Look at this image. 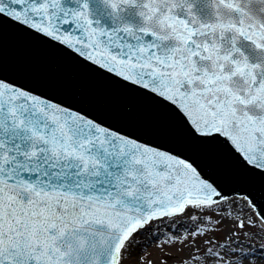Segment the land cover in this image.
<instances>
[{"label":"snow or ice","instance_id":"snow-or-ice-1","mask_svg":"<svg viewBox=\"0 0 264 264\" xmlns=\"http://www.w3.org/2000/svg\"><path fill=\"white\" fill-rule=\"evenodd\" d=\"M5 22L264 178V0H0ZM176 252L178 264H264V207L0 64V264H169Z\"/></svg>","mask_w":264,"mask_h":264},{"label":"water","instance_id":"water-1","mask_svg":"<svg viewBox=\"0 0 264 264\" xmlns=\"http://www.w3.org/2000/svg\"><path fill=\"white\" fill-rule=\"evenodd\" d=\"M2 75L144 141L180 153L202 171L247 191L264 207V178L243 173L222 144L196 142L165 106L104 77L11 22L0 26Z\"/></svg>","mask_w":264,"mask_h":264},{"label":"rangeland","instance_id":"rangeland-1","mask_svg":"<svg viewBox=\"0 0 264 264\" xmlns=\"http://www.w3.org/2000/svg\"><path fill=\"white\" fill-rule=\"evenodd\" d=\"M150 251H152V250L150 249ZM184 255H185V253L176 252V253H175V256H176L175 260L169 261V264H178V261H179ZM152 258L155 259V254L153 255ZM126 264H127V262H126Z\"/></svg>","mask_w":264,"mask_h":264}]
</instances>
